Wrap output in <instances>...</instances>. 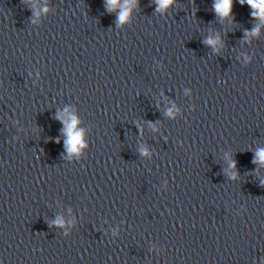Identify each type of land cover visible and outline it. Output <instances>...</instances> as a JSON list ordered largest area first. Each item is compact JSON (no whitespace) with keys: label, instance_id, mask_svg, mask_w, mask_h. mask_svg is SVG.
I'll use <instances>...</instances> for the list:
<instances>
[{"label":"clouds","instance_id":"obj_1","mask_svg":"<svg viewBox=\"0 0 264 264\" xmlns=\"http://www.w3.org/2000/svg\"><path fill=\"white\" fill-rule=\"evenodd\" d=\"M108 2L111 6L110 10L114 8L117 4V0H108ZM241 2L243 3L244 0H241ZM158 3L161 8H164L170 3V0H158ZM247 3L250 6H252L254 9H259V14L261 16H264V0H259V2H257V0H247ZM231 6H232V0H217V3L215 4L214 7L219 15L227 16L231 11ZM256 15L257 13L253 12V16ZM127 16H128V11L125 8L119 17L120 21L126 20ZM209 43H213V42L209 41ZM76 123L77 121L75 117H73L71 124L67 126V134L70 137L68 143L71 145L72 151H76L77 146L81 144V133L78 131H74ZM258 156L260 157L261 160H264V151L258 153Z\"/></svg>","mask_w":264,"mask_h":264}]
</instances>
